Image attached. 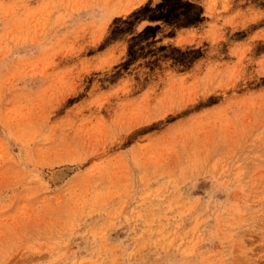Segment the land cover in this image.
<instances>
[{"label": "rangeland", "instance_id": "obj_1", "mask_svg": "<svg viewBox=\"0 0 264 264\" xmlns=\"http://www.w3.org/2000/svg\"><path fill=\"white\" fill-rule=\"evenodd\" d=\"M0 264H264V0H0Z\"/></svg>", "mask_w": 264, "mask_h": 264}]
</instances>
